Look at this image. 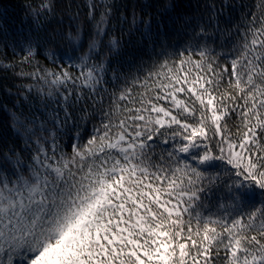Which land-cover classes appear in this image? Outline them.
Here are the masks:
<instances>
[{"label": "snow or ice", "instance_id": "snow-or-ice-1", "mask_svg": "<svg viewBox=\"0 0 264 264\" xmlns=\"http://www.w3.org/2000/svg\"><path fill=\"white\" fill-rule=\"evenodd\" d=\"M18 7L0 264H264V0Z\"/></svg>", "mask_w": 264, "mask_h": 264}, {"label": "trees", "instance_id": "trees-1", "mask_svg": "<svg viewBox=\"0 0 264 264\" xmlns=\"http://www.w3.org/2000/svg\"><path fill=\"white\" fill-rule=\"evenodd\" d=\"M244 3L252 4L255 3V0H243ZM22 3V0H0V7H8L10 10H14L15 13L19 14V4ZM16 26H19V18L15 20ZM43 59V57H41ZM4 88L3 82L0 81V99L4 98Z\"/></svg>", "mask_w": 264, "mask_h": 264}]
</instances>
